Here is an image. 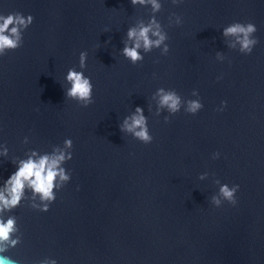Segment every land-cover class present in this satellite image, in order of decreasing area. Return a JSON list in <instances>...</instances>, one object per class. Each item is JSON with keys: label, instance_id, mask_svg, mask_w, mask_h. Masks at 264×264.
<instances>
[{"label": "water", "instance_id": "water-1", "mask_svg": "<svg viewBox=\"0 0 264 264\" xmlns=\"http://www.w3.org/2000/svg\"><path fill=\"white\" fill-rule=\"evenodd\" d=\"M157 2L0 0V16L33 17L0 56V192L21 161L72 152L47 212L27 185L0 211L16 220L18 243L0 253L16 264H264V0ZM153 19L166 39L133 64L127 32ZM237 22L257 29L249 55L223 35ZM69 69L90 78L86 108L65 95ZM159 89L180 97L178 113L159 106ZM190 100L203 105L195 115ZM136 108L150 144L121 131ZM221 184L239 185L235 206Z\"/></svg>", "mask_w": 264, "mask_h": 264}, {"label": "clouds", "instance_id": "clouds-1", "mask_svg": "<svg viewBox=\"0 0 264 264\" xmlns=\"http://www.w3.org/2000/svg\"><path fill=\"white\" fill-rule=\"evenodd\" d=\"M148 3L152 6L153 12H158L161 4L157 0H130V3L135 6L137 4L144 5ZM175 4L177 0H172ZM174 15V14H173ZM175 16V15H174ZM177 25L181 24V17L175 16ZM0 56L5 55L8 51H15L22 45V31L26 30L33 22L32 16L24 17L21 14H9L6 18L0 16ZM11 26V27H10ZM257 31L252 23H232L223 30L225 37H234L236 42L240 45V52L243 55L251 54L253 47L258 43L254 38V33ZM155 37V39H151ZM127 38L133 41V45L129 47L125 44L122 55L135 64L136 61L141 60L142 57L138 53V49L143 46L145 51H149L153 47H160L165 41L166 35L161 32L160 25L153 19L147 26H141L139 31L135 28H130L127 32ZM164 53L168 52L167 46L163 49ZM86 54L81 52L79 57L80 67L86 66ZM65 82L70 84L65 95L68 99L74 100L82 104L85 108L93 102L92 92L93 85L90 78L86 77L83 72H77L69 69ZM192 95H197V91L193 90ZM159 96V106L166 108L169 113L175 115L181 110L180 97L173 91L165 92L163 89L157 91ZM226 102H221V107L218 111H222ZM203 105L199 100H190L187 102L184 112L186 114L195 115ZM168 123V119H165ZM121 131L131 133L132 136L142 144H150L153 137L149 133L147 127L146 117L143 115L141 108L135 109V114L126 117L121 125ZM66 149H72L71 139L64 141ZM35 155V153H33ZM219 153H213L212 159H217ZM72 159V152L65 153L60 151L59 154L53 156H42L38 160L29 158L26 161H21L16 171L9 176L5 182V192H0V211L11 210L15 208L23 196L25 186L32 190L34 196H39L41 202H47L40 207V212H47L49 205L55 200L54 188L59 186V183L67 182L70 176L66 174V170L60 165L65 160ZM204 179V176H200ZM239 191V185L221 184L219 188V195L230 205L235 206L237 203L236 193ZM212 203L219 205L220 200L216 196L212 197ZM39 207V205H33ZM17 231L16 220L14 217H9L6 221L0 220V253L7 251L8 247H14L18 240L12 239V235ZM9 241L11 243L9 244ZM0 264H16L15 261L9 257L0 254ZM44 264H56L54 260L44 261Z\"/></svg>", "mask_w": 264, "mask_h": 264}]
</instances>
